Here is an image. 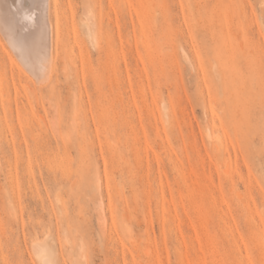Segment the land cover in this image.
Here are the masks:
<instances>
[{"label":"rangeland","instance_id":"1","mask_svg":"<svg viewBox=\"0 0 264 264\" xmlns=\"http://www.w3.org/2000/svg\"><path fill=\"white\" fill-rule=\"evenodd\" d=\"M59 1L50 78L0 36V264H264V0Z\"/></svg>","mask_w":264,"mask_h":264},{"label":"bare ground","instance_id":"2","mask_svg":"<svg viewBox=\"0 0 264 264\" xmlns=\"http://www.w3.org/2000/svg\"><path fill=\"white\" fill-rule=\"evenodd\" d=\"M59 2L61 1L59 0H0V33L2 31V33L6 37H4V35H0V36H3L2 37L3 39L6 38L5 40H7L8 38L9 41L7 42H9V45L12 46L11 49L13 48L14 52L19 56L21 61L25 65H27L28 68L31 69L30 73L27 71V74L28 73L31 74V72L33 74L34 71L42 72L43 70H45L46 72L47 67L51 66V64L53 66V62L54 61L56 62L57 59L56 55H58L60 41L63 33V31H61L62 27H61L60 18L58 16V8L60 7ZM7 42L6 44H8ZM6 44H4V46ZM4 46H2L1 48H3ZM6 48L4 47V49ZM13 49L11 50L12 52ZM14 58L13 60H15ZM16 59H17L15 60L16 62L20 61V59L19 60L18 58ZM10 63H11V59H10ZM16 64L18 66V63ZM21 64L22 63L19 64L20 67ZM24 64L22 69H24ZM11 65L13 67V64ZM18 72L21 73V71ZM47 74H48L47 76H49L50 78L49 74L51 73H47ZM21 75H23V73ZM41 77H40V81L42 83V79L44 77L42 78ZM40 81H38V83H40ZM214 141L215 144L213 146H215L219 151L222 150L223 147L225 148L223 141L219 137H217ZM218 150H216V152ZM43 245H41L38 249H36V251L34 250L36 254L35 256L37 257V259L40 261L41 264H54L50 251L48 250L47 247H45L46 245L44 246Z\"/></svg>","mask_w":264,"mask_h":264}]
</instances>
